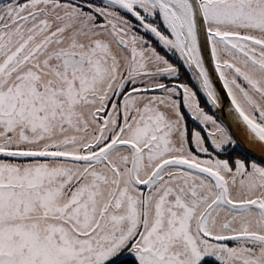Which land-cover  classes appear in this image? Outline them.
Here are the masks:
<instances>
[{"label":"snow or ice","instance_id":"1","mask_svg":"<svg viewBox=\"0 0 264 264\" xmlns=\"http://www.w3.org/2000/svg\"><path fill=\"white\" fill-rule=\"evenodd\" d=\"M235 123L264 142V0H0V264H264Z\"/></svg>","mask_w":264,"mask_h":264},{"label":"water","instance_id":"2","mask_svg":"<svg viewBox=\"0 0 264 264\" xmlns=\"http://www.w3.org/2000/svg\"><path fill=\"white\" fill-rule=\"evenodd\" d=\"M217 87H220L219 82H217ZM214 111L218 118L225 119L229 125L233 124L226 107L223 112L220 109H215ZM231 130L234 138L250 153L256 157H264V142H260L258 139L252 137L240 123H235Z\"/></svg>","mask_w":264,"mask_h":264},{"label":"flooded vegetation","instance_id":"3","mask_svg":"<svg viewBox=\"0 0 264 264\" xmlns=\"http://www.w3.org/2000/svg\"><path fill=\"white\" fill-rule=\"evenodd\" d=\"M193 125H192V123L190 122L189 123V127L191 128ZM206 134V133H205ZM223 158H227L226 156L225 157H223Z\"/></svg>","mask_w":264,"mask_h":264},{"label":"trees","instance_id":"4","mask_svg":"<svg viewBox=\"0 0 264 264\" xmlns=\"http://www.w3.org/2000/svg\"><path fill=\"white\" fill-rule=\"evenodd\" d=\"M128 264H131V260H129Z\"/></svg>","mask_w":264,"mask_h":264}]
</instances>
